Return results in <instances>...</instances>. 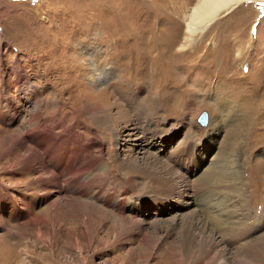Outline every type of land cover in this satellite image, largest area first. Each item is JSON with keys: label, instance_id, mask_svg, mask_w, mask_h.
<instances>
[{"label": "rangeland", "instance_id": "obj_1", "mask_svg": "<svg viewBox=\"0 0 264 264\" xmlns=\"http://www.w3.org/2000/svg\"><path fill=\"white\" fill-rule=\"evenodd\" d=\"M195 3L0 0V264H219L188 254L205 236L264 264V2L177 50ZM13 136L58 185L14 175Z\"/></svg>", "mask_w": 264, "mask_h": 264}, {"label": "bare ground", "instance_id": "obj_2", "mask_svg": "<svg viewBox=\"0 0 264 264\" xmlns=\"http://www.w3.org/2000/svg\"><path fill=\"white\" fill-rule=\"evenodd\" d=\"M245 2H264V0H196V3L190 8L188 14H186L185 16V38L184 40L179 44L178 49L177 50H181L184 48H190L192 47V45L195 43L196 39L199 38L200 34H202L210 25L213 21H215L217 18H219L221 15L227 14L229 13L231 10H233L235 7L242 5ZM197 36V37H196ZM19 77V76H18ZM86 92V91H85ZM88 93V92H87ZM35 95H38L36 93V91L34 92ZM87 95V94H86ZM89 96V95H88ZM38 99V98H36ZM61 100V99H60ZM88 100V99H87ZM36 102V101H35ZM89 104V102L87 103ZM86 104V105H87ZM100 106V105H99ZM64 107V106H63ZM62 107V108H63ZM86 108H89V106L87 105ZM97 108V107H95ZM112 108V107H111ZM117 109H119L118 107H116ZM100 109V108H99ZM33 115L30 118V122H29V127L28 130L35 128V122L38 116V108L35 107V109L33 108ZM101 110V109H100ZM103 110V109H102ZM111 109L110 107H108L107 111L109 112ZM93 111V110H92ZM98 112H91V120L96 124V126L101 127L103 125H106L108 128L112 129V135L115 136V129L112 128V124H115L113 119H108L109 121L106 122L103 120V118L100 116H96ZM109 114V113H108ZM117 114V113H116ZM5 115V114H4ZM55 115V114H54ZM68 116V114H67ZM40 117V116H39ZM66 118V117H65ZM74 118V116H73ZM107 118V117H105ZM39 120V119H37ZM208 122V119H207ZM206 122V125H207ZM117 124V123H116ZM115 124V125H116ZM44 125V124H43ZM54 125L60 126L62 125L63 128L67 129L69 128L68 126L65 125V122L63 121L61 122H56ZM205 125V126H206ZM75 127V126H74ZM204 127V126H203ZM34 130V129H33ZM232 131V130H231ZM237 131V130H236ZM26 132V131H25ZM47 132V131H46ZM239 132V131H238ZM236 132V133H238ZM33 133V132H32ZM31 133V134H32ZM94 133L95 137H99L96 135L95 132ZM62 134V133H61ZM104 135V134H103ZM232 135V133H231ZM35 136V135H34ZM65 137V136H64ZM30 138V137H29ZM82 139V138H81ZM97 141H94L97 143V145L103 150L102 147V143L100 142L99 138H96ZM11 143L9 145H6L4 147L3 152H1V156H8V155H12L15 154V148H17V150L20 152V154H18V157H16V155H14V160L15 162L17 161V163H15L16 167L19 166L18 170H14L15 172L14 175L18 174L19 176H21L23 184L27 185L29 187V191L32 192H39V189L45 191L46 188L50 185V184H55L58 185V183L60 181L57 180V178L55 177L56 175L54 174H50V172L46 169L45 164H44V160L42 159V161H40V156L39 153L35 150H33L30 147H26V143L25 141L18 140L15 136H13L12 140H10ZM68 141V140H67ZM93 141V140H92ZM6 142V141H5ZM104 145V144H103ZM38 148V147H37ZM67 149V148H66ZM100 149V154L99 157L97 158L96 161L101 162L103 160V152ZM91 151V150H90ZM23 152V153H21ZM81 152V151H80ZM71 153V152H70ZM91 153V152H90ZM74 154V153H73ZM85 154V153H84ZM77 156V155H76ZM83 158V157H82ZM81 158V159H82ZM12 160V161H13ZM120 160V159H119ZM13 161V162H14ZM65 161V157L62 159H59V166L63 167L61 165L60 162H64ZM86 161V160H85ZM56 162V161H55ZM124 162V161H123ZM122 162V163H123ZM49 166V165H48ZM139 167V165H138ZM12 168V166H11ZM134 168V167H133ZM84 169V168H83ZM11 170V169H10ZM83 171V170H82ZM94 171V170H93ZM81 172V171H80ZM86 172V171H85ZM128 172V171H127ZM134 172V171H133ZM136 172V171H135ZM36 175H33L35 174ZM84 173V172H83ZM92 173L90 176L91 177H99L101 175H103L101 172L98 174V172H96L97 174H95V172H90ZM89 173V174H90ZM137 173V172H136ZM49 175L47 177H45L44 175ZM80 173H76L75 176L77 177ZM85 174V173H84ZM95 174V175H93ZM93 175V176H92ZM130 175V173H129ZM132 178V177H131ZM89 181V180H88ZM129 181V179H128ZM67 183V182H65ZM81 183V182H80ZM194 183V182H193ZM199 182H197L198 184ZM201 183V182H200ZM129 184V183H128ZM156 184V183H155ZM195 185V184H194ZM203 185V184H202ZM81 186V184H80ZM155 186V185H154ZM201 186V185H200ZM204 186V185H203ZM167 187V186H166ZM204 188V187H202ZM84 196L85 193H80ZM96 194V193H95ZM159 194V193H158ZM31 195V194H30ZM35 196V195H34ZM47 196V195H46ZM25 197V196H24ZM72 198V197H71ZM74 198V197H73ZM27 199V198H25ZM24 199V200H25ZM30 200V199H29ZM71 200V199H70ZM108 200V199H107ZM73 202H75L78 205H82L84 206V203L76 198L74 200H71ZM86 202V201H85ZM110 202V201H109ZM56 204V202H54ZM81 203V204H80ZM87 204V203H85ZM24 205V204H23ZM58 206V204H56ZM87 206V205H86ZM20 207V206H19ZM56 206H54L53 204V208H55ZM76 207V206H75ZM79 207V206H78ZM98 207V206H96ZM81 208V207H80ZM4 209V208H3ZM87 209V208H86ZM94 209V208H93ZM96 209V208H95ZM2 210V209H1ZM32 208L29 206L27 208V210H25L26 212L31 211ZM75 210V209H74ZM79 210V209H78ZM81 212V211H80ZM30 214V213H29ZM32 214V213H31ZM30 214V215H31ZM89 214V213H88ZM87 217V216H85ZM219 218V217H218ZM38 219L34 218V221H37ZM83 220V219H82ZM88 220V218H87ZM2 221V219H1ZM84 223V221H83ZM91 230H95V228L90 227ZM221 229V228H220ZM219 230V229H218ZM223 237V236H222ZM212 238V237H211ZM53 239V237L51 238ZM184 245L187 246V252L188 254L190 253L191 249L193 247L196 248V252H197V258L199 257H203V256H209L210 254H213L212 257H210L209 259L211 260V262H218L220 259L221 261L219 262V264H225L228 259L225 256L226 254L224 253L226 250L221 249L219 246L216 245V243L214 241H212L211 239H209L208 237H203L200 238L199 240L195 239V238H190V239H186L185 241L183 240ZM263 240L257 243L252 244L251 246L255 247V246H259L262 245ZM224 251V252H223ZM192 256V255H191ZM234 263L236 264H248L250 262L251 259V252L249 251V246H241L239 251L235 254L234 258L232 259ZM21 263V262H19ZM24 264V263H21Z\"/></svg>", "mask_w": 264, "mask_h": 264}, {"label": "water", "instance_id": "obj_3", "mask_svg": "<svg viewBox=\"0 0 264 264\" xmlns=\"http://www.w3.org/2000/svg\"><path fill=\"white\" fill-rule=\"evenodd\" d=\"M196 122L198 125L200 126H205L206 122H207V114L206 112H201L197 118H196Z\"/></svg>", "mask_w": 264, "mask_h": 264}]
</instances>
